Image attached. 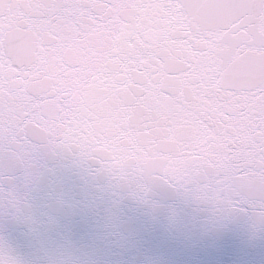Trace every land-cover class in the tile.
<instances>
[{
    "label": "snow or ice",
    "instance_id": "snow-or-ice-1",
    "mask_svg": "<svg viewBox=\"0 0 264 264\" xmlns=\"http://www.w3.org/2000/svg\"><path fill=\"white\" fill-rule=\"evenodd\" d=\"M237 243L264 248V0H0V264Z\"/></svg>",
    "mask_w": 264,
    "mask_h": 264
},
{
    "label": "water",
    "instance_id": "water-1",
    "mask_svg": "<svg viewBox=\"0 0 264 264\" xmlns=\"http://www.w3.org/2000/svg\"><path fill=\"white\" fill-rule=\"evenodd\" d=\"M146 243L144 245L145 250L154 253H163L176 260H190V259H206L207 257L202 253H188L177 242L162 243L158 235L145 238ZM112 258L115 260L127 259L132 260L135 258L134 252H129L127 255L120 253H112ZM226 260L244 259L251 262V264H260L264 261V248L257 247L245 252H241L239 244L237 243L231 248L228 254L225 256Z\"/></svg>",
    "mask_w": 264,
    "mask_h": 264
}]
</instances>
